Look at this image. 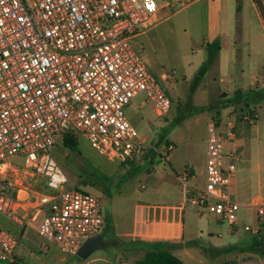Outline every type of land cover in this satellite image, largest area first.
<instances>
[{
  "label": "built area",
  "instance_id": "obj_1",
  "mask_svg": "<svg viewBox=\"0 0 264 264\" xmlns=\"http://www.w3.org/2000/svg\"><path fill=\"white\" fill-rule=\"evenodd\" d=\"M190 2L0 0V214L23 231L36 224L46 250L52 244L78 257L107 225L99 198L70 184L54 155L58 141L66 133L83 136L110 161L144 155L149 145L126 108L145 94L162 117L172 101L130 41L154 28L163 10ZM163 80L173 76L164 73ZM236 139L234 121L209 117L206 185L188 189V175L182 179L185 205L232 225L240 209L233 187L239 156L226 144ZM254 206L264 222V182ZM20 245V237L0 227V264H20Z\"/></svg>",
  "mask_w": 264,
  "mask_h": 264
},
{
  "label": "rangeland",
  "instance_id": "obj_2",
  "mask_svg": "<svg viewBox=\"0 0 264 264\" xmlns=\"http://www.w3.org/2000/svg\"><path fill=\"white\" fill-rule=\"evenodd\" d=\"M237 2L225 0L236 25L241 20L238 17L240 2L239 6ZM180 6L182 4L170 9V12L169 9L163 10V19L152 30L130 41L172 101L171 109L162 117L156 114L145 94L133 99L125 110L142 140L157 149L152 163L138 158L110 161L83 136H78L77 150L67 148L62 138L56 145L55 158L68 175L70 184L99 198L101 208L109 219L103 235L107 247L96 250L86 260L67 256L52 244H47L46 250V242L38 235L36 224L30 223L23 231L0 214V227L21 238L18 251L20 264H137L148 245L141 247L122 239L132 230L134 219L140 218L142 211H147L143 206H156L157 211H170L172 214L170 208L179 206L183 200L185 181L182 179L186 174L188 189L204 188L206 185L207 118L210 115L223 123H237L240 117H249L248 120L240 119L237 124L240 137L234 142L239 156V196L235 198L240 209L236 231L231 232L228 228L232 224L219 222L206 212L197 216L198 207L187 204L183 214L182 237L177 241L180 246L177 254L184 264H200L201 259L205 264H213L210 255L213 247L232 241L249 245L264 236V222H259L254 202L241 196L246 189L245 180L248 179V183L252 181V187L256 188L257 174L254 170L264 161V55H258L256 63L250 68L244 66L245 72L240 75L242 87H236L229 79L223 83L227 97L207 102L206 79L198 72L202 60L208 59V51L202 49L203 23L199 13L195 14L198 17L192 13L194 6ZM258 8L264 16L262 2H258ZM253 9L252 6V12ZM237 44L240 45V41ZM193 50L196 52L193 53ZM164 73L172 75L173 80L164 81ZM254 78L259 84H250ZM253 113L257 115L256 119H253ZM170 145L174 147L172 150L168 149ZM246 226L261 228L259 233L253 234L245 230ZM187 251L193 252L195 260L191 254L187 255Z\"/></svg>",
  "mask_w": 264,
  "mask_h": 264
},
{
  "label": "crops",
  "instance_id": "obj_3",
  "mask_svg": "<svg viewBox=\"0 0 264 264\" xmlns=\"http://www.w3.org/2000/svg\"><path fill=\"white\" fill-rule=\"evenodd\" d=\"M237 1L238 6L240 2L241 7L240 17L242 34L240 40L237 38V25L232 21L231 8L228 4H225V0H191V2L185 6H194L192 13L194 15L199 13V18L202 20V49L207 50V45L213 43H218L220 47L214 60L210 63L205 73L201 75L202 78L206 79L205 94L207 102L216 98L227 97V92L223 90V83L229 79L234 81L236 87H242L243 79L242 77L240 78V75L245 72L244 66L250 68L252 64L256 63L258 55H264V16L258 8V2L264 4V0ZM252 6L254 7L253 12ZM188 23L189 25H192L191 20H188ZM238 41H240V45L237 44ZM192 52L195 53L196 51L193 50ZM202 53L203 52L201 51L200 54ZM206 61L202 60L201 67ZM250 84L257 85L259 82L254 78L251 80ZM238 98L239 96L237 99ZM211 116L212 115L209 117ZM238 136L240 137V132L238 133L237 131V139ZM234 147H236L234 143L226 144V152ZM151 148L152 147H149L143 156L137 157L138 160L152 163L157 149ZM254 172L257 174L256 188L254 189L252 187V181L248 183V179L245 180L244 184L246 189L241 196L242 198H251V202L256 204V202L260 200L264 182V161L257 165ZM233 187L236 191V197H238V173L233 181ZM185 200L186 194L184 190V197L180 205L170 208L172 214L170 211H157L158 207L156 206H143L147 211H142L141 217H136L134 219L132 230L124 234L122 240L130 241L131 243L141 241L146 245L158 243L164 248L169 249L177 257H180L177 254V251L180 249L177 241L181 240L182 237L181 233L184 226L183 214L186 209ZM176 212H178L177 214L179 218L176 217ZM198 215L201 216L202 214L197 211V216ZM194 216H196V214ZM236 225L237 223L234 225H228L231 232L236 231ZM139 233H152L155 234L156 238H140L138 237ZM261 239L262 240H258L256 243L249 245L232 241L213 247L210 253L214 262L213 264H264V236H262ZM204 251L206 250L204 249ZM190 254L192 255L191 258L195 260L193 252L187 251V255ZM230 256H233L234 258H231ZM63 261H66V259H63ZM199 263L205 264L202 259L199 260Z\"/></svg>",
  "mask_w": 264,
  "mask_h": 264
},
{
  "label": "trees",
  "instance_id": "obj_4",
  "mask_svg": "<svg viewBox=\"0 0 264 264\" xmlns=\"http://www.w3.org/2000/svg\"><path fill=\"white\" fill-rule=\"evenodd\" d=\"M238 12H239L238 17H239L240 7L238 8ZM237 23H238L237 24V35L239 37L238 40H240V37L242 34L241 20H239ZM219 49L220 47L218 43L207 45L208 59L205 63H203L202 67L199 70L200 76L205 73L210 63L214 60ZM241 118H244V117H240L239 119H237L236 124L240 123L239 121ZM62 140H63L64 145L67 148L72 149V150L78 149V136L73 135L71 133H66L63 135ZM106 222H107L106 226H108L109 224L108 217L106 218ZM132 244L141 245V246L146 245L141 241H136V242H133ZM137 264H183V261L179 257H177L175 254H173L169 249L164 248L158 243H151L148 245V249L145 251V254L142 257V259L137 261Z\"/></svg>",
  "mask_w": 264,
  "mask_h": 264
},
{
  "label": "water",
  "instance_id": "obj_5",
  "mask_svg": "<svg viewBox=\"0 0 264 264\" xmlns=\"http://www.w3.org/2000/svg\"><path fill=\"white\" fill-rule=\"evenodd\" d=\"M108 245L103 235L95 236L88 239L81 247L78 257L85 260L96 250L106 248Z\"/></svg>",
  "mask_w": 264,
  "mask_h": 264
}]
</instances>
